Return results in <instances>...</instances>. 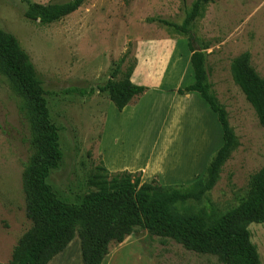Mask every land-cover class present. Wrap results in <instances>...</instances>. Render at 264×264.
Returning a JSON list of instances; mask_svg holds the SVG:
<instances>
[{
  "label": "rangeland",
  "instance_id": "obj_1",
  "mask_svg": "<svg viewBox=\"0 0 264 264\" xmlns=\"http://www.w3.org/2000/svg\"><path fill=\"white\" fill-rule=\"evenodd\" d=\"M70 1L0 0V31L14 36L28 55L49 121L58 130L62 159L47 179L57 198L78 205L91 190L88 176L106 163L133 167L129 173H140L142 183L154 180L163 186L189 185L203 176L221 145V131L214 117L204 118L199 111L207 108L199 96L201 108L191 99L183 101L186 111L179 124L161 133L158 121L167 98L151 107L143 94L131 101L141 106L136 112L130 107L119 115L107 92L98 91L126 57L122 72L132 65L133 71L137 65L167 70L161 89L176 96L193 75L189 42L205 55L208 82L238 140L214 188L194 207L210 202L222 213L235 208L245 198L250 176L264 165V129L235 84L231 64L248 53L251 67L264 78V0H215L190 25L187 37L158 21L181 25L195 0H85L76 12L49 25L24 18L30 3ZM22 102L0 65V264L10 261L17 242L31 228L22 179L31 155V129L19 110ZM248 230L264 264V224ZM126 244L132 249H122L106 264H145L144 259L148 264H219L172 241L161 244L146 232L132 235Z\"/></svg>",
  "mask_w": 264,
  "mask_h": 264
},
{
  "label": "trees",
  "instance_id": "obj_2",
  "mask_svg": "<svg viewBox=\"0 0 264 264\" xmlns=\"http://www.w3.org/2000/svg\"><path fill=\"white\" fill-rule=\"evenodd\" d=\"M84 1L30 3L24 18L49 25L76 12ZM214 1L195 0L181 25L162 20L158 23L187 37L190 25ZM188 49L193 83L176 92L179 96L197 94L215 116L221 131V145L203 176L189 185L163 186L154 180L142 183L140 173H110L100 166L88 176L91 190L78 205H71L59 200L47 183L62 155L58 130L49 121L35 68L15 37L0 31V65L23 101L19 110L31 129V155L22 177L26 218L31 228L19 239L7 264H47L75 234L80 242L82 264H102L111 248L138 232L158 238L161 244L172 241L186 251L214 257L219 264H260L248 227L264 224V165L250 176L245 198L235 208L222 213L210 202L200 209L194 207L214 188L223 165L237 149L238 140L208 82L205 55L194 50L189 42ZM125 61L126 57L119 60L110 79L98 89L99 93L107 92L118 112L147 91L131 83L133 65L121 71ZM231 71L264 129V78L251 67L248 53L233 59Z\"/></svg>",
  "mask_w": 264,
  "mask_h": 264
},
{
  "label": "crops",
  "instance_id": "obj_3",
  "mask_svg": "<svg viewBox=\"0 0 264 264\" xmlns=\"http://www.w3.org/2000/svg\"><path fill=\"white\" fill-rule=\"evenodd\" d=\"M166 72H167V70H164L163 72H156L155 69L150 70L146 66H143V67L140 66L139 67V65H137L136 69L133 71L131 78H130V81L132 84H134L136 86H142V87H145L148 89V91L146 93H144V99H146V98L150 99L149 104L151 103L150 104L151 107H152V103H155L159 100L161 101V98H167V100L165 102L167 104L164 107L165 110H164V112L162 111V113L160 114V119L158 121V126H160V125L162 126L160 128V130L162 129L161 133H164L165 130L169 131V129H171L174 125L179 124L180 119H182V117H183V112L186 111V110L182 109V103H184L183 101L191 99L192 103L196 102V104L200 105V108H201L200 101L196 98L197 94H195V93H187L183 96H179L178 94H176V96H173V95H168L165 91H163L161 89V85L163 83V79H164V76L166 75ZM192 83H193V75H192V79H191L189 85H191ZM189 85H187V86H189ZM192 98L196 99V100H193ZM131 101H134V100L132 99ZM193 101H195V102H193ZM131 104H132V102H130L129 105L123 109V111L119 112L120 113L119 115H125L127 113V111H129L130 107L132 108L131 112H133V113L136 112V110L141 107L140 105L136 106L135 104H133V105H131ZM185 106H186V103H184V107ZM202 107L203 108L199 109V111L202 112V115H204L203 117L205 118L206 116H208L207 114H209L212 117H214V119L216 121L215 116L208 109L207 105H206L207 108H205L204 106H202ZM118 117H120V116H118ZM165 117H167L166 121H165V123L167 124L166 126L163 125ZM117 119H118V121H121V118H117ZM125 119H129V117L123 118V120H125ZM132 120H134V119L132 118ZM216 123H217V121H216ZM102 147H103V144H102ZM102 150H103V148H102ZM102 155H103V153H102ZM105 166H106L105 168L111 172H120V171L130 172V171H132V169H134L133 167L112 166V165H109L108 163H106ZM193 172H194V170H193ZM131 237H132V235L130 237H128L122 244L115 247L113 249L114 252L111 251L112 253L111 254L109 253L106 256V258L103 260L102 264H106L107 262L110 263V260L115 259L116 255L119 254V252L122 249H124V248L132 249V247H130L129 245L126 244V242L129 239H131ZM139 252H140V250H139ZM144 260H145V264H148L147 260L146 259H144ZM47 264H82L80 242H79L77 234L74 235L73 239L66 246V248L61 253L56 255L52 260H50Z\"/></svg>",
  "mask_w": 264,
  "mask_h": 264
}]
</instances>
